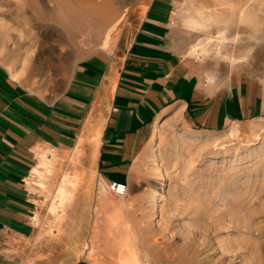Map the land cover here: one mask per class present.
Returning <instances> with one entry per match:
<instances>
[{
	"label": "rangeland",
	"instance_id": "1",
	"mask_svg": "<svg viewBox=\"0 0 264 264\" xmlns=\"http://www.w3.org/2000/svg\"><path fill=\"white\" fill-rule=\"evenodd\" d=\"M147 1L0 0V60L37 91L56 93L75 63L108 47L107 34L109 44L118 39ZM175 28L201 78L264 83V0H182ZM86 160L81 148L40 150L44 165L27 181L36 227L81 245L87 264H264V118L219 130L182 116L161 121L122 196L109 191L113 180L86 172L92 188L77 197L76 169Z\"/></svg>",
	"mask_w": 264,
	"mask_h": 264
},
{
	"label": "crops",
	"instance_id": "2",
	"mask_svg": "<svg viewBox=\"0 0 264 264\" xmlns=\"http://www.w3.org/2000/svg\"><path fill=\"white\" fill-rule=\"evenodd\" d=\"M181 2L148 0L118 39L75 63L56 93L37 91L0 60V264H87L81 245L35 225L39 206L27 180L40 150L81 148L91 158L76 169L81 199L92 188L86 172L129 182L163 120L182 116L219 130L264 118V83L211 82L186 59L175 28ZM72 215L80 219L77 207Z\"/></svg>",
	"mask_w": 264,
	"mask_h": 264
},
{
	"label": "bare ground",
	"instance_id": "3",
	"mask_svg": "<svg viewBox=\"0 0 264 264\" xmlns=\"http://www.w3.org/2000/svg\"><path fill=\"white\" fill-rule=\"evenodd\" d=\"M71 3V2H70ZM66 6V5H65ZM243 7V6H242ZM62 8H63V6H62ZM59 11H61V10H59ZM65 11V15H67L69 18L71 17L72 19H74V20H77V21H80L82 18H85V14H84V12L83 11H81V10H77V11H73V12H71V11H67L66 9L64 10ZM241 11H242V9H241ZM60 13V12H59ZM241 13V12H240ZM243 13V12H242ZM62 15H63V13H62ZM242 16V15H241ZM61 17V16H60ZM63 18H64V16H63ZM62 18V19H63ZM198 22L196 21H192L191 22V24H193L192 26H193V28H198V27H196L198 24H197ZM74 34H76V33H74ZM77 35V34H76ZM75 35V36H76ZM109 42H110V35L109 34H107L106 35V38H105V40L103 41V46L105 47V46H108L109 45ZM158 128V123H157V125H156V129ZM40 155H42V154H40ZM44 155V154H43ZM43 158V157H42ZM45 161V160H44ZM47 162V161H46ZM43 165H44V163L43 162H39L36 166H35V168H34V171L35 172H39L40 170V168L41 167H43ZM47 165V164H46ZM45 165V166H46ZM42 171V170H41ZM163 186H164V182H162L161 183V185H160V187L158 188V189H162L163 188ZM65 188L63 187V188H61V190H64ZM62 193V192H61ZM60 193V194H61ZM155 195H157V193L155 194ZM61 198V197H60ZM57 201V200H56Z\"/></svg>",
	"mask_w": 264,
	"mask_h": 264
},
{
	"label": "built area",
	"instance_id": "4",
	"mask_svg": "<svg viewBox=\"0 0 264 264\" xmlns=\"http://www.w3.org/2000/svg\"><path fill=\"white\" fill-rule=\"evenodd\" d=\"M108 189L113 194L118 195V196H122V195H125V193L127 192L128 186L124 182L114 181L108 185Z\"/></svg>",
	"mask_w": 264,
	"mask_h": 264
}]
</instances>
